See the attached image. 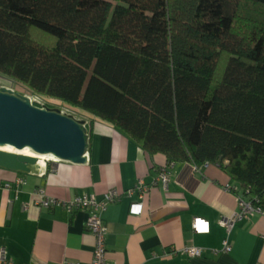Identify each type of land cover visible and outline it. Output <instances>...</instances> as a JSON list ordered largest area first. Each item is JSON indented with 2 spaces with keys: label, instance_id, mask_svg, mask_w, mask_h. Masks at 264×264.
Here are the masks:
<instances>
[{
  "label": "trees",
  "instance_id": "obj_1",
  "mask_svg": "<svg viewBox=\"0 0 264 264\" xmlns=\"http://www.w3.org/2000/svg\"><path fill=\"white\" fill-rule=\"evenodd\" d=\"M0 75L264 214V0H0Z\"/></svg>",
  "mask_w": 264,
  "mask_h": 264
},
{
  "label": "crops",
  "instance_id": "obj_2",
  "mask_svg": "<svg viewBox=\"0 0 264 264\" xmlns=\"http://www.w3.org/2000/svg\"><path fill=\"white\" fill-rule=\"evenodd\" d=\"M80 114L87 133L85 163L50 162L42 177L0 168L4 264H92L88 211L40 208L39 189L65 202L86 196L101 202L104 193H118L101 214L109 264H264V214L236 221L227 236L231 251L221 250L226 232L218 221L233 217L238 206L225 189L234 184L220 167L207 164L195 171L191 164L176 163L166 188L154 185L166 165L163 155H148L111 124ZM134 202L142 204L136 217L129 214ZM194 219L206 222L207 230L195 232ZM187 247L199 248L201 256L187 257L182 253Z\"/></svg>",
  "mask_w": 264,
  "mask_h": 264
},
{
  "label": "water",
  "instance_id": "obj_3",
  "mask_svg": "<svg viewBox=\"0 0 264 264\" xmlns=\"http://www.w3.org/2000/svg\"><path fill=\"white\" fill-rule=\"evenodd\" d=\"M85 132V121L65 116L58 109L38 108L27 97L0 89V148L27 149L36 155H52L58 161L83 164ZM0 168L33 176L43 170L35 157L1 149Z\"/></svg>",
  "mask_w": 264,
  "mask_h": 264
},
{
  "label": "built area",
  "instance_id": "obj_4",
  "mask_svg": "<svg viewBox=\"0 0 264 264\" xmlns=\"http://www.w3.org/2000/svg\"><path fill=\"white\" fill-rule=\"evenodd\" d=\"M12 91V90H11ZM13 92V91H12ZM30 103L33 105V102L30 100ZM38 104V102H36ZM36 106L38 108H47L44 105L38 104ZM86 133V132H85ZM87 135V133H86ZM51 161H47L46 164L43 165V170L37 175L42 177L46 174L47 165ZM176 163L170 162L159 169L157 178H155L154 185L161 184L163 188H166L167 183L169 181V177L171 176V172L173 170V165ZM207 166L206 164L203 165ZM195 171H198L200 168L193 166ZM22 181L18 180L17 184H21ZM5 188L9 189L10 185H6ZM225 189L231 193H233L237 200L238 210L235 212L233 217H222L219 219V225L225 229L226 238L222 242V252L229 253L231 251L230 244L228 242V235L234 223L238 220L248 219L256 214H263L260 211V208L255 205V202L252 200H248L244 198L239 189L236 186L233 187H225ZM38 196H40L39 200V207L48 209L54 205H60L61 208H64L67 212H71L75 209H82L87 210L88 215L85 221V231L91 234L94 238V250H93V257H92V264H109L106 258V251H105V235H106V226L101 218V214L104 211L106 205L114 203L118 200L119 195L116 191L104 193L103 199L101 202H96L93 197L87 198H75L72 201L65 202V201H57L52 198H47L44 196V191L42 189L38 190ZM141 202H134L130 204L129 207V214L131 215H140L142 211V204ZM207 223L200 219H194L193 222V230L195 232L206 231L207 230ZM182 253L189 258H199L202 254V250L195 247H187L182 250ZM6 254L4 248H0V264H4L6 262ZM65 264H73V263H65Z\"/></svg>",
  "mask_w": 264,
  "mask_h": 264
},
{
  "label": "rangeland",
  "instance_id": "obj_5",
  "mask_svg": "<svg viewBox=\"0 0 264 264\" xmlns=\"http://www.w3.org/2000/svg\"><path fill=\"white\" fill-rule=\"evenodd\" d=\"M33 38H35V40L38 43H43V45L46 43H49V40L47 38H44L39 34H34ZM1 88L12 90L15 94H17L19 96L27 97L29 100H31L33 102L34 106H39L38 104H41V105L46 106L47 108L58 109V110H60L61 114L65 115V116H71L75 120H82L83 119V117L81 116V114L79 112L68 110L67 108L63 107L62 105H56L52 101L43 99V98L38 97L36 95H33L22 85L15 83V82L11 81L10 79L0 75V89ZM36 102H38V104Z\"/></svg>",
  "mask_w": 264,
  "mask_h": 264
},
{
  "label": "bare ground",
  "instance_id": "obj_6",
  "mask_svg": "<svg viewBox=\"0 0 264 264\" xmlns=\"http://www.w3.org/2000/svg\"><path fill=\"white\" fill-rule=\"evenodd\" d=\"M0 149L5 151V152H13V153H17V154H23V155H26V156H33L40 163H43L44 161H48V160L51 161V162H58V160L55 159V157L52 156V155H36V154H33L32 152H30L27 149H23L21 151H16L14 149H11L10 147H3V148H0Z\"/></svg>",
  "mask_w": 264,
  "mask_h": 264
}]
</instances>
